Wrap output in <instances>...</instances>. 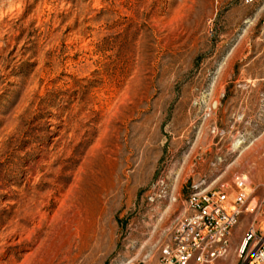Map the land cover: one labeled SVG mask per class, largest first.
Segmentation results:
<instances>
[{
  "label": "rangeland",
  "instance_id": "rangeland-1",
  "mask_svg": "<svg viewBox=\"0 0 264 264\" xmlns=\"http://www.w3.org/2000/svg\"><path fill=\"white\" fill-rule=\"evenodd\" d=\"M264 235V20L245 0H0V264H160L203 185Z\"/></svg>",
  "mask_w": 264,
  "mask_h": 264
},
{
  "label": "built area",
  "instance_id": "built-area-1",
  "mask_svg": "<svg viewBox=\"0 0 264 264\" xmlns=\"http://www.w3.org/2000/svg\"><path fill=\"white\" fill-rule=\"evenodd\" d=\"M247 5H256L263 12L264 0H245ZM248 178L242 177L230 197L227 192L212 193L199 185L185 202L184 212L174 223L168 241L160 250V264H216L230 249L233 229L238 225L242 209L249 200ZM228 204L231 214L223 208ZM250 264H264V235L251 232ZM242 249L241 255L247 249Z\"/></svg>",
  "mask_w": 264,
  "mask_h": 264
},
{
  "label": "bare ground",
  "instance_id": "bare-ground-1",
  "mask_svg": "<svg viewBox=\"0 0 264 264\" xmlns=\"http://www.w3.org/2000/svg\"><path fill=\"white\" fill-rule=\"evenodd\" d=\"M224 210L226 211L227 214H231V208L229 207L228 204L223 205ZM242 249H245L247 247V239H244L242 244H241Z\"/></svg>",
  "mask_w": 264,
  "mask_h": 264
}]
</instances>
